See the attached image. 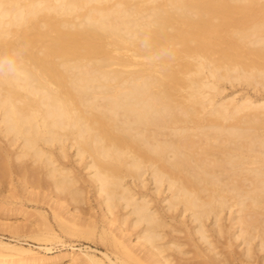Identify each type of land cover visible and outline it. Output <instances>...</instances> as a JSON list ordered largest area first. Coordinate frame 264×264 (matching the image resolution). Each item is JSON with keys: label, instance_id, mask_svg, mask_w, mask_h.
Listing matches in <instances>:
<instances>
[{"label": "bare ground", "instance_id": "1", "mask_svg": "<svg viewBox=\"0 0 264 264\" xmlns=\"http://www.w3.org/2000/svg\"><path fill=\"white\" fill-rule=\"evenodd\" d=\"M226 83L264 95V0H0V166L114 257L71 264H264V97Z\"/></svg>", "mask_w": 264, "mask_h": 264}, {"label": "rangeland", "instance_id": "2", "mask_svg": "<svg viewBox=\"0 0 264 264\" xmlns=\"http://www.w3.org/2000/svg\"><path fill=\"white\" fill-rule=\"evenodd\" d=\"M225 85V87H223L225 91L222 97L240 99L243 95H248L253 99H258V97L261 98L262 96L260 93H256L251 87L245 85L231 86L229 83ZM262 97H264V95ZM0 141V144L3 143L2 140ZM19 163L21 164V162H18V164H16L17 166L14 164L15 167L18 168H11L12 166H9V168L6 164L4 166L3 161L0 166V240L14 244L24 250H29L30 253L28 255L14 256L1 255L0 253V264L4 262L9 264H71L70 256L81 251L83 253L90 251L99 258H103V254L106 253L114 260L111 250L109 248L108 250L106 243L100 240L101 229L103 224L105 226V223H99V228L94 229L96 230L95 232L93 227L88 225V227H91V231L93 230L92 232H94L92 235L90 234L91 237H87L88 239H84V237L81 238V236L78 237L79 234L77 233L79 231L76 232V237L75 235L73 237L67 233L65 234L59 227V222L55 219V213H59L61 211V203L67 204L66 201L68 200H60V202L59 200H51V194L47 196L46 199H43V194L45 193L48 195L49 190L43 187L37 190L35 186H32V182H30L31 184L28 183L31 180L26 181L28 179H24V170L21 169L24 163L23 165ZM28 163L30 164V162L27 161L26 163L29 166ZM77 165L78 164H75V166ZM78 166L77 169L79 168V173L82 176L85 171L83 172L82 167L80 168V166ZM84 176L82 179L86 181ZM24 182L27 183L24 184ZM88 186L90 187V184L85 182L84 187L86 190L88 189V194L86 193L87 200L83 202L85 204L81 206L82 208H80V205L77 207H79L80 210L82 209L79 211L83 216L87 215L88 217L93 213L100 219L103 217V213L97 204V200H95L96 198L94 197L95 194L92 188L90 187L89 189ZM53 195L54 194H52V196ZM53 198L55 199V197ZM71 202L72 201H70V205L68 204V208L74 210L76 205H72L74 202ZM84 227L81 228V231L84 230ZM51 229L55 232L56 236L52 235ZM84 231L86 233L84 236H88V230ZM83 233L84 232L80 233V235H83ZM235 257L236 258H232L233 260L236 259L235 262L232 261L233 263H243L241 260L240 262L237 260V258H239L237 255ZM104 262L105 264H109L106 259H104ZM232 262L231 264H233Z\"/></svg>", "mask_w": 264, "mask_h": 264}]
</instances>
